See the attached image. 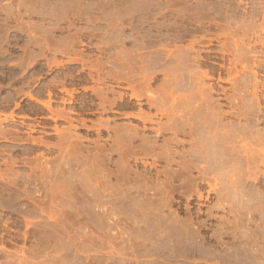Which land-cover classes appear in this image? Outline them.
Segmentation results:
<instances>
[{"label":"rangeland","instance_id":"374dc122","mask_svg":"<svg viewBox=\"0 0 264 264\" xmlns=\"http://www.w3.org/2000/svg\"><path fill=\"white\" fill-rule=\"evenodd\" d=\"M0 264H264V0H0Z\"/></svg>","mask_w":264,"mask_h":264},{"label":"bare ground","instance_id":"6f19581e","mask_svg":"<svg viewBox=\"0 0 264 264\" xmlns=\"http://www.w3.org/2000/svg\"><path fill=\"white\" fill-rule=\"evenodd\" d=\"M170 54H171V53H170ZM175 77H176V76H175ZM175 77H174V79H175ZM176 78H178V76H177ZM174 83H175V82H174ZM202 90H203V89H202ZM173 91H174V90H172L171 92H173ZM171 92H170V93L168 92L167 96L170 95L171 98L174 99V96H173L174 93L172 94ZM174 92H175V91H174ZM133 93H135V92H133ZM145 93H146V92H145ZM164 93H165V92H164ZM136 94H138L137 96L139 97V94H140V93H136ZM131 95H132V94H131ZM120 96L122 97V94H121ZM132 96H133V95H132ZM134 96H135V94H134ZM137 96H136V97H137ZM142 96H143V95H141L140 97H142ZM145 96H146V94H145ZM161 96H162V95H161ZM165 96H166V94H165ZM167 96H166V97H167ZM121 97H120V98H121ZM140 97H139V98H140ZM166 97H165V98H166ZM202 97H203V96H202ZM102 98H103V96H102ZM139 98H138V100H139ZM161 98H163V97H161ZM161 98H160V96H157V95H155V94H154V95L150 94V95L147 97V99H148V103L150 104L149 108H150V107H151V108H155V110H154L155 112L153 113V111H152V112L149 111V113H146V112H144V111L142 110V111H139L138 113H136V116H137L138 118L142 119L143 122H145V123H151V124H154V125H152L151 129H152L154 132H156V136H162V135H164L167 131H171V132H173L172 134H174V135H178L177 133H183V132H185V130L188 129V132H186L185 134H187V136H188V135L190 136V141H192V142H196V141H193V138H194V139H196V138L198 139L199 136H200V134H199V135H198V134H195V132L197 133V132L199 131V130H197V129H199L200 127H202V126H206V125L203 124V125H200V127H198L199 125H197L198 128H195L194 126H196V125H193V124H192V122L195 123V119H196L195 117L200 118V116H198V115L196 116V115H195V117H194L195 119H194V118L192 117V116H194V114L191 115L192 113H190V114L188 113V114L191 116V118L194 119V121H192L191 118L189 119V117H187V119H184V118L181 119V118H180V116H181L180 113H183L184 111L182 110V111H183V112H182V111L180 110V111H181L180 113L177 112V113H179V114H178L179 119H177V122H178V123L175 122L174 120H173L174 122H172V121H171V120H172L171 117L168 119V121H171L172 123H170V122H168V121H167L166 123H162V122H160V121H156V120H158V119L155 120L154 118H156L157 116H161V117H164V116H165V118L167 119V118H168V114L172 116V113H173V112H172V113L170 112V113H171V114H170V113H169V109H170L171 107H173V106H171V104H173V103L175 102V100L173 101V99H172V102H173V103L170 102V107H169V108H166V107H161V106H165V105H164L165 103H163L165 98H164L163 100H162ZM177 98H178V97H177ZM140 99H141V98H140ZM143 99H144V98H143ZM143 99H142V100H143ZM204 99H205V98H203L202 100L205 101ZM165 100H166V99H165ZM167 100H168V99H167ZM167 100H166L165 102H168V103H169V100H168V101H167ZM176 101H180V103L182 102L181 99L176 100ZM102 103H104V100H103ZM102 103H101V104H102ZM115 103H116V102H115ZM139 103H140V102H139ZM142 103H143V102H142ZM113 104H114V103H113ZM162 104H163V105H162ZM174 104H175V103H174ZM176 104H177V103H176ZM104 105H105V104H104ZM110 105L113 106L112 103H111ZM147 105H148V104H147ZM166 105H167V104H166ZM101 106L103 107V105H101ZM168 106H169V104H168ZM175 107H177V105L174 106V108H175ZM111 108H113V107H110V109H111ZM141 108H142V107H141ZM141 108H140V110H141ZM151 108H150V109H151ZM207 109H208V108H207ZM175 110L177 111L178 109H175ZM175 110H174V111H175ZM209 110H211V109H209ZM209 110H207L208 113L210 112ZM171 111H173V110H171ZM207 111H206V112H207ZM211 111H212V110H211ZM114 112L119 113L117 110H114ZM213 112H214V111H212L211 113H213ZM217 113H218V112H217ZM217 113H216V114H217ZM219 114H220V113H219ZM219 114H218V115H219ZM127 115H128V113H127ZM182 115H183V114H182ZM184 115H185V114H184ZM189 115H188V116H189ZM209 115H210V114H209ZM214 115H215V114H214ZM129 116H130V115H129ZM174 116H175V114H174ZM176 116H177V114H176ZM176 116H175V117H176ZM186 116H187V115H185V116H183V117L186 118ZM212 116H213V115H212ZM212 116H211V117H212ZM131 117H132V116H131ZM213 117H214L213 119L215 120L216 117H217V115H216V117H215V116H213ZM218 117H219V116H218ZM218 117H217V118H218ZM220 117H221V116H220ZM159 118H160V117H159ZM172 118H173V117H172ZM177 118H178V117H177ZM170 119H171V120H170ZM180 119H181V121H178V120H180ZM202 119H203V118H200L199 121H203ZM204 119H207V118H204ZM211 119H212V118H211ZM211 119H210V120H211ZM221 119H222V118H221ZM159 120H160V119H159ZM175 120H176V118H175ZM190 120H191L192 122H190ZM207 120H209V118H208ZM214 120H213V123H211V122H209V123H210V124H214ZM218 120H220V119H218ZM218 120L216 119V121H218ZM197 121H198V120L196 119V123H197ZM199 121H198V122H199ZM218 122H219V125H221V124H220L221 121H218ZM218 122H215V123L218 124ZM196 123H195V124H196ZM200 123L202 124V122H200ZM204 123H205V121H204ZM206 123H208V122L206 121ZM209 123H208V124H209ZM198 124H199V123H198ZM208 124H207V125H208ZM192 125H193V126H192ZM219 125H217L218 128L221 127V126L219 127ZM212 126H213V125H212ZM224 126H227V124L223 122V123H222V128H220L222 131H220L221 133L219 132V134H220L221 136H220V135H217L218 137H219V136L222 137V138L219 137V139L222 141L221 143H223V141H224V143H225V141H227V140H225L226 138L224 139L225 131H226L227 127H225L226 129H224ZM149 127H150V126H149ZM209 127H210V125H209ZM209 127H208V129H209ZM145 128H146V127H145ZM147 128H148V127H147ZM203 128H205V127H203ZM206 129H207V128H206ZM210 129L212 130V128H210ZM210 129H209V130H210ZM201 130H202V129H201ZM201 130H200L199 132H202ZM203 130H204V129H203ZM209 130H207V131L209 132ZM216 130H218V129H216ZM216 130H215V131H216ZM204 131H206V130H204ZM204 131H203V132H204ZM212 131H213V130H212ZM212 131H211V133H212ZM203 132H202V134H203ZM211 133L209 132V134H210V138H209V139H211V141H212L213 138L216 137V136H214V137L212 138ZM216 133H217V132H216ZM204 134H206V132H205ZM212 134H213V133H212ZM183 135H184V134H183ZM194 135L196 136V138L194 137ZM197 135H198V136H197ZM206 135H207V134H206ZM206 135H205L204 137H206ZM214 135H215V134H214ZM226 135H227V134H226ZM202 137H203V135H202ZM204 137H203V138H204ZM225 137H226V136H225ZM227 137H228V136H227ZM174 138H176V137L174 136ZM204 139H205V138H204ZM214 139L217 140V138H214ZM219 139H218L217 141H219ZM171 140H172V139H171ZM171 140H170V141H171ZM173 140H174V139H173ZM199 140H200V141L197 140V142H196V143H197V144H196V145H197V146H196V149H193L195 146H194V147H191V148H192V149H190V150H191V153L194 154V155L196 154V155H198V156L201 155V154H203V153H204L203 156H205V155L208 156L209 153H212L211 150H210V152L207 150V151L209 152V153H208V152L205 151V149H204L205 147H208L209 144L212 145L211 142L207 139V137H206L205 140H208V141L210 142V143L208 142V143H209L208 145H206L207 142H204L205 144H204V143H201L202 138L199 139ZM205 140H204V141H205ZM213 141H215V140H213ZM213 141H212V142H213ZM192 142H190V143H192ZM227 142H228V141H227ZM227 142H226V143H227ZM213 143H214V142H213ZM215 143H216V142H215ZM215 143H214V146L216 145ZM224 143H223V145H222L223 147H225V146L227 145V144L225 145ZM187 144H188V143H187ZM192 144H193V143H192ZM218 144H220V143H218ZM190 145H191V144H190ZM203 145H204V148H202ZM220 145H221V144H220ZM222 146H221L220 148H222ZM211 148H212V146H211ZM211 148H208V149H211ZM192 150H193V151H192ZM203 150H204L205 152H204ZM221 150H225V149L222 148ZM212 151H213V150H212ZM219 151H220V150H219ZM222 152H223V151H222ZM206 153H208V155H207ZM216 153H217V152H216ZM224 153H226V152H224ZM222 154H223V153H222ZM211 155H214V153L211 154ZM198 156H197V157H198ZM201 156H202V155H201ZM201 156H200V157H201ZM203 156H202V157H203ZM210 157H213V156H208L209 159H210ZM216 157H217V154H216ZM221 157H222V156H221ZM223 157L225 158V155H224ZM224 158H223L222 161H224ZM153 159L156 160L157 158H156V159L153 158ZM153 159H152V160H153ZM205 159H206V158H205ZM158 160H160V159H158ZM206 160H207V159H206ZM207 161H208V160H207ZM145 162H146V161H145ZM145 162H144V163H145ZM148 163H149V162H148ZM152 163H153V164H152ZM152 163H151V164L154 165V161H153ZM155 163L157 164V161H156ZM224 163H225V162H224ZM224 163H222V164H223V165H222L221 162H220L221 166H224V167H225V164H224ZM145 164H146V163H145ZM210 164H211V163H210ZM154 166H156V165H154ZM154 166H153V167H154ZM210 166H212V165H210ZM210 166L208 165V166H206V168H207V167H210ZM150 167H151V165H150ZM224 167H223V168H224ZM187 168H189V166H187ZM221 168H222V167H221Z\"/></svg>","mask_w":264,"mask_h":264}]
</instances>
